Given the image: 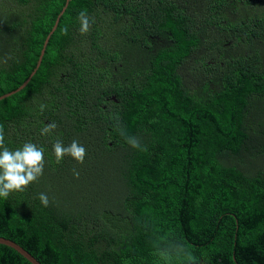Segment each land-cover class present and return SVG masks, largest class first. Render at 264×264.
<instances>
[{"label": "trees", "instance_id": "obj_1", "mask_svg": "<svg viewBox=\"0 0 264 264\" xmlns=\"http://www.w3.org/2000/svg\"><path fill=\"white\" fill-rule=\"evenodd\" d=\"M65 1L0 0V95ZM228 1L69 0L0 99L5 145L45 150L43 175L0 197V237L41 264H264V0L230 12L235 59L197 64ZM57 140L83 163H57ZM0 264L32 263L0 244Z\"/></svg>", "mask_w": 264, "mask_h": 264}, {"label": "clouds", "instance_id": "obj_2", "mask_svg": "<svg viewBox=\"0 0 264 264\" xmlns=\"http://www.w3.org/2000/svg\"><path fill=\"white\" fill-rule=\"evenodd\" d=\"M80 22L79 31L81 34H87L94 22V18L88 16L86 10L78 13ZM64 34L67 29L63 30ZM46 105L41 104V112ZM55 122L48 123L42 130L41 135L49 134L56 129ZM121 135H124L121 132ZM126 142L134 148H141V144L136 137H125ZM146 150V149H144ZM53 151L57 163L65 155H70L77 162L83 163L87 154L86 148L78 141L73 140L65 146L62 141L57 140L53 145ZM44 148L29 141L15 150L9 149L4 142V128L0 125V197L7 199L12 192H22L31 183L37 181L43 175L45 166ZM74 175L78 178L79 173L74 170ZM39 200L45 207L49 204V198L46 193L39 194Z\"/></svg>", "mask_w": 264, "mask_h": 264}, {"label": "flooded vegetation", "instance_id": "obj_3", "mask_svg": "<svg viewBox=\"0 0 264 264\" xmlns=\"http://www.w3.org/2000/svg\"><path fill=\"white\" fill-rule=\"evenodd\" d=\"M226 4L229 6L227 8V11L229 12L228 16L224 15L213 27H209L213 29L214 33L222 40L221 45L212 52H207L204 46L199 47L198 52L201 54L197 57V64H199V66L209 67V63L214 61L217 62L220 67L223 66L226 61H232L235 59L237 55V42L228 24L234 19L232 14L237 12L236 7L239 4L237 0H229Z\"/></svg>", "mask_w": 264, "mask_h": 264}, {"label": "water", "instance_id": "obj_4", "mask_svg": "<svg viewBox=\"0 0 264 264\" xmlns=\"http://www.w3.org/2000/svg\"><path fill=\"white\" fill-rule=\"evenodd\" d=\"M69 0H66L65 1V4L64 6L62 7L61 11L58 13L57 17H56V20L51 28V30L49 31V33L47 34L45 40H44V43H43V46H42V49H41V52H40V55L38 57V60H37V63H36V66L35 68L32 70L31 74L29 75V77L20 85L18 86L16 89L8 92V93H5L3 95H0V99H3L4 97H7L17 91H19L20 89H22L26 84L27 82L29 81V79L31 78V76L34 74V72L36 71V69L38 68L41 60H42V56H43V53H44V50H45V47L47 45V42L50 38V35L53 33V31L56 29L57 27V24H58V21L60 19V16L62 15V13L64 12V10L66 9V6L68 4ZM0 244H3V245H6L10 248H13L14 250H16L18 253H20L22 256H24L29 262H31L32 264H41L31 253H29L26 249H24L21 245H19L18 243L14 242L13 240H10L8 238H5V237H0Z\"/></svg>", "mask_w": 264, "mask_h": 264}]
</instances>
